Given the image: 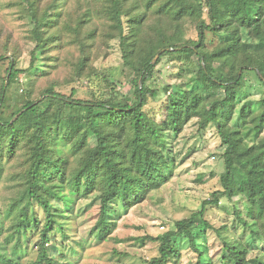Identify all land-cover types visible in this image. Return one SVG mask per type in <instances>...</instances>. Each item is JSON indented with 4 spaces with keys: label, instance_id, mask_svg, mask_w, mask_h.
<instances>
[{
    "label": "trees",
    "instance_id": "obj_1",
    "mask_svg": "<svg viewBox=\"0 0 264 264\" xmlns=\"http://www.w3.org/2000/svg\"><path fill=\"white\" fill-rule=\"evenodd\" d=\"M21 2L29 7L33 24L35 47L30 53L31 68L38 54L50 47L52 39L60 41L63 37H73V43L81 47L83 57L79 65L83 68L88 59V41L96 36L95 30H89L90 25L94 19H105L109 23L108 38L118 39L124 65L134 75L130 83L132 100L124 95L80 100L74 98V90L65 96L53 87L45 89L39 99H31L27 94L22 100L18 97L8 100L10 87L22 73L17 68V57H9L7 78L0 82V169L4 159L14 160L18 150H23L26 167L22 171L25 189L21 198L26 196L37 202L44 214L40 222L34 212L29 213L28 199L18 211L12 207L16 211L13 219L16 238L25 237L32 231L30 228L39 234L38 257L30 264H58L50 255L57 245L50 243L54 236H60L62 241L67 237L58 220L64 217L63 210L69 209L71 198L99 195L100 218L94 236L96 240L108 236L111 229L105 218L111 204L133 206L159 188L166 165L163 134L181 132L193 117L198 118L200 130L212 124L225 148L222 189L212 194V200L204 201L198 212L178 221L175 231L156 238L158 256L148 264L178 261V240L183 237L189 239L197 253L195 264H206L203 254L195 249L192 230L199 224L208 228L204 221L207 206L218 205L221 197L238 196L246 202L247 218L252 224L239 213L235 215L252 237L247 242L223 241L221 264H264V252L254 259L246 258L255 242H261L264 250V139L260 138L264 130V99L258 102L261 106L258 114L248 103L240 121L230 124L244 72L254 71L264 86V69L251 57L255 50L264 48V0H101L99 10L86 12L75 27L65 25V36L60 37V33L48 37L40 27L46 13H38L34 0ZM204 10L207 21L203 19ZM153 12L165 21L152 26ZM185 18L197 23V41L182 43L177 29ZM166 19L176 27L177 44L172 46L160 32V28L171 27ZM84 33L87 34L83 38ZM207 33L227 35L228 40L209 52L205 48ZM188 52L198 59L196 76L201 87L186 97L170 93L164 118L158 122L144 110L146 99L156 97L147 83L164 57H186ZM157 55L158 59L152 63ZM4 58L0 55V62ZM245 130L246 137L249 132L254 133L255 140L251 143L244 138ZM50 201L60 203L61 208ZM18 258L16 250L0 252L1 264H17Z\"/></svg>",
    "mask_w": 264,
    "mask_h": 264
},
{
    "label": "rangeland",
    "instance_id": "obj_2",
    "mask_svg": "<svg viewBox=\"0 0 264 264\" xmlns=\"http://www.w3.org/2000/svg\"><path fill=\"white\" fill-rule=\"evenodd\" d=\"M34 7L39 14L46 13L44 26L42 24L40 27L47 36L60 33V37L65 36V25L75 27L86 12L99 10L101 0H34ZM28 10L29 7L23 5L21 0H0V55L5 56L0 62V82L7 78L9 57H17V68L22 71L9 89L8 100L16 97L22 100L27 94L31 99H39L49 87L65 96H70L74 90V98L80 100H106L113 96L121 98L122 95L133 99L130 83L134 75L124 65L118 39L108 38L109 23L105 19H94L90 25L89 30H95L96 36L88 41V59L83 68L80 69L79 65L83 52L73 43V37H63L60 41L52 39L50 47L38 54L31 68L30 53L35 42ZM203 13V19L207 21L206 11ZM164 21L163 16L152 13V26ZM169 25L170 29L160 28V32L165 35L166 43L172 46L177 44L176 27L175 24ZM177 32L182 43L198 40L197 23L192 18L181 20ZM227 37L207 33L206 50L213 52L228 40ZM251 57L256 65L264 69V48L255 50ZM197 66V57L189 52L186 57L166 56L161 60L147 83L156 93L154 99H146L144 107L151 118L158 122L163 120L165 102L170 93L176 92L186 97L201 87L196 76ZM263 99L264 86L258 82L254 71L244 72L242 89L236 99L230 124L235 125L240 121L248 103L258 114L261 111L258 102ZM244 133L246 135L248 131ZM163 138L166 165L159 188L151 190L142 203L127 208L118 202L111 204L109 215L105 218L111 230L104 239L96 240L94 236L95 225L100 218L99 195L93 193L86 198H71L69 209L63 210L64 217L58 220L67 237L62 241L60 236H54L50 243L57 245L55 251L50 253L56 263L148 264L158 256L159 242L156 238L168 231H175L178 221L188 219L200 210L204 201L213 199L214 192L221 191L220 176L224 171L222 154L225 148L212 124L200 130L198 118L193 117L181 132H166ZM244 138L249 143L255 140L253 132ZM260 138L264 139V130ZM25 167L26 157L19 149L14 160H3L0 169V252L18 251L17 264L35 261L39 247V234L33 228L19 240L14 235V215L27 199L30 200L26 196L21 198L25 189L22 176ZM50 203L61 208L58 202ZM29 211L43 222L44 214L34 200H30ZM235 213L252 222L247 218L246 202L242 197H221L218 205L206 208L204 221L208 228L199 224L192 230L195 249L203 254L206 264L222 263L223 241L232 244L241 239L247 242L252 237ZM178 246L180 258L172 264H195L197 253L192 250L189 239H179ZM250 247L247 259H254L264 252L261 242H255Z\"/></svg>",
    "mask_w": 264,
    "mask_h": 264
},
{
    "label": "water",
    "instance_id": "obj_3",
    "mask_svg": "<svg viewBox=\"0 0 264 264\" xmlns=\"http://www.w3.org/2000/svg\"><path fill=\"white\" fill-rule=\"evenodd\" d=\"M162 52H163V51H162ZM158 57H159V55H157V56L154 58L153 62H154L155 60H157V59H158Z\"/></svg>",
    "mask_w": 264,
    "mask_h": 264
}]
</instances>
